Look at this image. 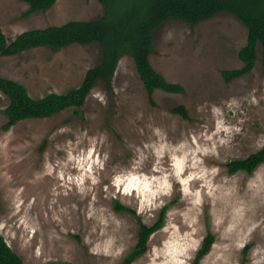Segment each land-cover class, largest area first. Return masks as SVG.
<instances>
[{
  "label": "rangeland",
  "instance_id": "obj_1",
  "mask_svg": "<svg viewBox=\"0 0 264 264\" xmlns=\"http://www.w3.org/2000/svg\"><path fill=\"white\" fill-rule=\"evenodd\" d=\"M28 10L29 5L20 0H0V27L10 40L28 30L97 20L104 12L98 0H59L46 12L25 16ZM248 33L241 20L228 12L215 14L196 25L177 19L161 25L155 32L150 61L170 83L183 85L185 92L157 89L153 95L155 104L150 102L135 62L128 55L119 63L111 90L100 79L83 107L68 108L49 118L23 120L8 131L4 129L7 122L4 110L9 99L0 92V234L24 264H122L138 243L140 221L153 226L166 208L164 227L167 212L183 209L185 202L177 191L162 209L138 215L135 192L131 197L117 192L110 183L111 177L131 166L137 147L144 149L145 144L157 140L154 128L162 129L172 144L187 140L195 147L205 143L203 135L211 134L221 118L240 131L221 133L227 140L223 145L218 143L220 137H214L218 156L206 157L205 163L221 169L215 184H224V177L232 178L238 183L234 199L254 205L247 212L246 221L258 223L259 227L242 251H234L239 264H250L251 249L264 246V197L254 199L246 186L254 173L264 175V163L252 174L245 171L233 174L229 164L264 148L262 46L258 47V60L251 73L231 83L222 74L244 66L239 52L247 44ZM101 58L98 43L72 44L60 51L38 48L0 57V76L22 83L31 96L41 98L79 87ZM180 105L188 109V119L172 112ZM213 107L221 110L219 117L214 115ZM89 153L91 160L79 161L81 155L87 157ZM106 153L109 159L100 169L95 161L97 157L103 160ZM69 155L77 159L70 160ZM80 162L83 167H79ZM151 166L150 159L143 171L151 174ZM81 175L85 176L83 191L74 179ZM89 175L98 176L100 183L91 185ZM204 199L199 234L205 239L212 232L214 243H227L212 225L211 198L205 195ZM116 200L136 214L116 210ZM215 207L225 214L226 225L231 219L228 215L231 206L218 201ZM93 212L95 215L90 216ZM110 214L123 221L119 232L112 233L114 225L108 229L126 249L115 260L89 251L96 241L104 239L99 218ZM175 222L179 224L180 218ZM162 228L152 234L146 252L153 246H161L167 238ZM85 237L92 243H85ZM145 253L131 264H148Z\"/></svg>",
  "mask_w": 264,
  "mask_h": 264
},
{
  "label": "trees",
  "instance_id": "obj_2",
  "mask_svg": "<svg viewBox=\"0 0 264 264\" xmlns=\"http://www.w3.org/2000/svg\"><path fill=\"white\" fill-rule=\"evenodd\" d=\"M29 5L25 16L51 9L59 0H20ZM104 8L103 15L97 20L70 21L60 26H49L25 31L10 40L0 27V57L17 56L38 48L60 51L72 44L92 45L98 43L102 48L101 62L91 68L82 84L66 93H49L34 98L22 83L0 76V92L9 99L4 110L7 122L6 131L23 120L52 117L68 108H81L97 81H105L112 89V80L124 55L133 58L140 74L149 100L154 102L157 89L168 93H184L185 88L178 83H170L157 72L150 61L154 52L156 30L171 19L182 20L190 25L210 19L215 14L228 12L238 17L248 28L247 44L239 55L244 63L240 69L222 72L227 83L239 79L253 71L258 60V47L262 46L264 55V0H98ZM1 101V97H0ZM173 113L189 118L184 105L172 110ZM264 163V148L246 159L229 164L231 173L245 171L252 174ZM116 210L136 214V211L116 200ZM166 208L160 220L153 226L140 221L139 238L136 247L122 264H131L148 249V242L154 232L165 223ZM140 219V218H139ZM215 235L210 232L203 241L193 264L211 251ZM0 264H24L5 237L0 234Z\"/></svg>",
  "mask_w": 264,
  "mask_h": 264
},
{
  "label": "clouds",
  "instance_id": "obj_3",
  "mask_svg": "<svg viewBox=\"0 0 264 264\" xmlns=\"http://www.w3.org/2000/svg\"><path fill=\"white\" fill-rule=\"evenodd\" d=\"M212 111L217 117L221 115L219 108L213 107ZM233 131L239 132L240 129L226 124L222 118L218 119L215 130L211 134L203 135L205 143L193 147L187 140L172 144L167 141V134L162 129L154 128L153 133L157 140L145 144L144 149L137 147L131 166L111 177L110 183L117 192L122 191L129 197L132 196L133 191L135 192L139 201L138 215H143L145 212L151 214L155 210L162 209L177 191L181 194V201L185 202L183 209L174 208L167 212V222L161 229L167 234V238L162 241L161 246H153L149 252L145 253L148 264H191L204 239L199 234V225L205 195L210 197L213 203L209 211L212 225L220 233L221 240L228 242L214 243L211 251L201 260V264H239V260L234 258V251H242L250 243L251 234L259 227L258 223L246 221V214L254 205L249 206L242 199H234L238 193V183L232 178L224 177V184H215L214 179L221 169L217 166L209 167L205 163L206 157L218 156L214 137H220L218 143L223 145L227 143V140L220 134L230 135ZM69 159H77V157L69 155ZM108 159L109 156L106 153L103 160L97 157L95 163L98 168L103 169ZM150 159L152 160L151 174L143 171ZM85 160H91L90 153L87 157L81 155L79 158V161ZM83 166L80 162L79 167ZM88 172H91V164L88 166ZM74 179L83 191L85 176L81 175ZM88 179L93 186L100 183L98 176L89 175ZM176 185L179 187L177 188ZM246 187L254 199L264 197V175L259 172L254 173ZM218 201H224L226 205L231 206V212L228 213L231 219L226 225L225 214L218 212L215 207ZM94 215V212L90 213V216ZM177 217L180 218L179 224L175 222ZM99 223L103 226L100 235L104 239L96 241L89 251L115 260L126 249L119 243V237L110 234L108 229L114 225L112 233L119 232L123 228V221L114 214H110L108 217L99 218ZM182 227L185 230L182 231ZM92 232H96L95 227L92 228ZM85 243L91 244L92 241L85 237ZM250 264H264V246L257 245L251 249Z\"/></svg>",
  "mask_w": 264,
  "mask_h": 264
}]
</instances>
